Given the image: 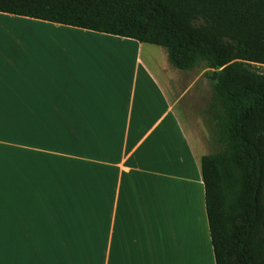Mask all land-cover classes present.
<instances>
[{
  "label": "crops",
  "instance_id": "0c3cea01",
  "mask_svg": "<svg viewBox=\"0 0 264 264\" xmlns=\"http://www.w3.org/2000/svg\"><path fill=\"white\" fill-rule=\"evenodd\" d=\"M6 23L23 28L0 29V264H215L206 154L183 117L209 79L144 60L131 39ZM39 27L75 43L40 44ZM49 118L66 125L62 174ZM55 198L65 223L49 218Z\"/></svg>",
  "mask_w": 264,
  "mask_h": 264
},
{
  "label": "trees",
  "instance_id": "16d2710c",
  "mask_svg": "<svg viewBox=\"0 0 264 264\" xmlns=\"http://www.w3.org/2000/svg\"><path fill=\"white\" fill-rule=\"evenodd\" d=\"M0 13L165 50L212 84L201 158L215 264H264V0H0Z\"/></svg>",
  "mask_w": 264,
  "mask_h": 264
},
{
  "label": "rangeland",
  "instance_id": "374dc122",
  "mask_svg": "<svg viewBox=\"0 0 264 264\" xmlns=\"http://www.w3.org/2000/svg\"><path fill=\"white\" fill-rule=\"evenodd\" d=\"M1 30H5L2 27H0ZM38 29H43L39 27ZM48 32V31H47ZM6 33H8L6 31ZM39 34L38 43L40 44H46V43H52L58 44L62 43V39H65V43H75L71 39L67 38V35L61 34V37L57 35L51 36V35H45V34ZM65 36V38H64ZM161 54H166L165 50L161 47L153 46V45H147L144 44V48L142 50V58L146 61H160ZM166 57V55H165ZM57 62V60L55 59ZM167 61V60H166ZM252 68L258 72L264 73V66L262 65H256L253 64ZM196 72H198L199 76L206 77V74L210 72L209 69H205L203 65L197 67L195 69ZM178 77H181L182 79H185L187 74L190 73H175ZM210 87L212 88V84L210 82ZM191 92L187 95V99L185 101V104L187 105L188 111L187 114H185L184 120L188 122L187 124L188 129H191L192 132H195V137L197 139V143L201 145V148L205 154L212 152V140H211V132L212 127L210 123V116L208 113L209 104L211 102L212 98V90L208 87L207 90H205L203 94L202 100H192L191 99ZM57 123L53 120V118H49L46 121L45 125L49 126H55ZM66 124V123H64ZM52 137V140L54 142V170L56 173H63L64 172V166L66 163L62 161L64 158V154L66 153V125L65 126H55V131L50 135ZM55 210L50 213V220H53L55 224H62L66 222V204L63 203V198H55L54 202Z\"/></svg>",
  "mask_w": 264,
  "mask_h": 264
},
{
  "label": "bare ground",
  "instance_id": "6f19581e",
  "mask_svg": "<svg viewBox=\"0 0 264 264\" xmlns=\"http://www.w3.org/2000/svg\"><path fill=\"white\" fill-rule=\"evenodd\" d=\"M0 27H2L3 29H5V30H3V31H7L8 33H13V32H15V31H18V30H20L21 28H23V27H20V26H17V25H13V24H0ZM38 32L40 33L41 32V34H45V35H51V36H55V37H57V35H59L60 37H61V33H58V32H55V31H44V30H42V29H38Z\"/></svg>",
  "mask_w": 264,
  "mask_h": 264
}]
</instances>
